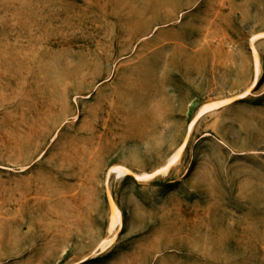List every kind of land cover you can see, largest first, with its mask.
I'll list each match as a JSON object with an SVG mask.
<instances>
[{"label": "rangeland", "instance_id": "1", "mask_svg": "<svg viewBox=\"0 0 264 264\" xmlns=\"http://www.w3.org/2000/svg\"><path fill=\"white\" fill-rule=\"evenodd\" d=\"M0 264H264V0H0Z\"/></svg>", "mask_w": 264, "mask_h": 264}, {"label": "bare ground", "instance_id": "2", "mask_svg": "<svg viewBox=\"0 0 264 264\" xmlns=\"http://www.w3.org/2000/svg\"><path fill=\"white\" fill-rule=\"evenodd\" d=\"M255 69L257 71L256 65H255ZM244 95H245L244 93L237 94V95L228 97L226 99H221V100H218V101H215V102H211V103L205 104L200 109L198 115L206 112L209 109H212L213 107H217V106H221V105L227 104L230 101H232V100H234L236 98H240V97H242ZM181 148H182V146L179 147L177 149V151L168 158V160L166 161V163L162 167H160V168L156 169L155 171H153L151 173V175H154V174H156V173H158L160 171L166 170L167 168H169L170 166H172L177 161V159L179 157V154L181 152ZM114 170H116L119 175H121V174H123L125 172H128V169L125 168V167H122V166H115L114 167ZM117 220H118V211H117V209L113 205H111V208H110V221H109L110 224H109V227L110 228L111 227H114L116 225V223H117Z\"/></svg>", "mask_w": 264, "mask_h": 264}]
</instances>
